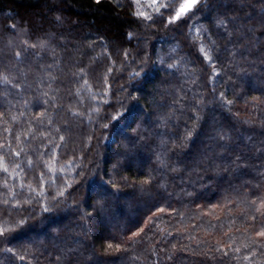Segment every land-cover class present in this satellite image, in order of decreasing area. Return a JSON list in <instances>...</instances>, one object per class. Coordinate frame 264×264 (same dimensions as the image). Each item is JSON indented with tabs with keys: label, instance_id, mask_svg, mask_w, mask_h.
Here are the masks:
<instances>
[{
	"label": "trees",
	"instance_id": "1",
	"mask_svg": "<svg viewBox=\"0 0 264 264\" xmlns=\"http://www.w3.org/2000/svg\"><path fill=\"white\" fill-rule=\"evenodd\" d=\"M180 1L0 0V264H264V0Z\"/></svg>",
	"mask_w": 264,
	"mask_h": 264
},
{
	"label": "snow or ice",
	"instance_id": "2",
	"mask_svg": "<svg viewBox=\"0 0 264 264\" xmlns=\"http://www.w3.org/2000/svg\"><path fill=\"white\" fill-rule=\"evenodd\" d=\"M151 2L153 4H155L157 2V0H151ZM198 0H183L182 3L179 4V7L177 8V10L175 11V14L172 16L167 17L166 19L168 20L169 23L179 20L183 15H185L190 9H192L196 4H197ZM125 55H127V53H125ZM205 56H207V53L204 54ZM139 75V73H138ZM121 117V113L117 112L114 116H113V120L114 121H118V119ZM105 127H107V125H105ZM62 138V137H61ZM17 155H19V153H17ZM0 167H5L6 165L3 164V159L0 158ZM108 183V182H105ZM102 187V186H101ZM101 195H103V193H101ZM20 224L25 223V221L22 219L19 221ZM4 232V228L2 226H0V233ZM260 235H264V228L261 229Z\"/></svg>",
	"mask_w": 264,
	"mask_h": 264
},
{
	"label": "rangeland",
	"instance_id": "3",
	"mask_svg": "<svg viewBox=\"0 0 264 264\" xmlns=\"http://www.w3.org/2000/svg\"><path fill=\"white\" fill-rule=\"evenodd\" d=\"M149 1V2H148ZM150 1L151 0H136V4L139 6V14L143 17V18H145V19H150L151 18V14H150V12L147 10H145L144 9V6H141V4H144V3H150ZM202 0H198V2H197V4L192 8V9H190L185 15H183L180 19H182V18H184L185 16H187L190 12H192L196 7H197V5L201 2ZM183 2V0H181L180 1V3H182ZM152 3V2H151ZM150 3V4H151ZM179 3V4H180ZM178 7H179V5H178ZM177 7V8H178ZM148 8V7H147ZM177 10V9H176Z\"/></svg>",
	"mask_w": 264,
	"mask_h": 264
}]
</instances>
